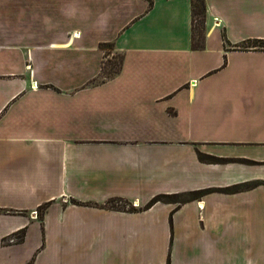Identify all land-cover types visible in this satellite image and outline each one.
Segmentation results:
<instances>
[{"label":"crops","instance_id":"crops-1","mask_svg":"<svg viewBox=\"0 0 264 264\" xmlns=\"http://www.w3.org/2000/svg\"><path fill=\"white\" fill-rule=\"evenodd\" d=\"M205 4L0 0V264H264V0Z\"/></svg>","mask_w":264,"mask_h":264},{"label":"trees","instance_id":"trees-1","mask_svg":"<svg viewBox=\"0 0 264 264\" xmlns=\"http://www.w3.org/2000/svg\"><path fill=\"white\" fill-rule=\"evenodd\" d=\"M191 12H192V22L194 24V20L198 17L201 20V23L204 26V21L206 17V4L205 0H191ZM204 27L202 29V34H203ZM256 44H253L252 46H244L242 49L247 50L249 49L248 47H253V49L257 50H264V40L256 41ZM121 57V56H120ZM121 62H122V57L120 59V62L112 66L110 69V72L106 74L105 76H112L113 74L117 73L120 70L121 67ZM198 158L200 161L203 162H211V163H220V162H227V161H243L239 159H227V158H219L215 156H210L206 154H202L198 152ZM264 185V182H262ZM253 183H245L242 185H235L230 188H223L220 189L221 191H237L241 188H248L252 186ZM204 193V191H196V192H189V193H181V194H157L153 196L143 207L142 209H147L151 207L153 204L156 202H168V203H175V202H184L187 200H192L195 199L199 196H201ZM116 200H121V199H116ZM126 201V200H125ZM113 208L116 206L111 205ZM46 205L40 206V210L45 209ZM120 208H126V207H120ZM129 210H136L135 207L129 206L127 207ZM41 217V215H40ZM22 232H24V229H21ZM28 264H32V262H29Z\"/></svg>","mask_w":264,"mask_h":264},{"label":"rangeland","instance_id":"rangeland-1","mask_svg":"<svg viewBox=\"0 0 264 264\" xmlns=\"http://www.w3.org/2000/svg\"><path fill=\"white\" fill-rule=\"evenodd\" d=\"M203 24L201 23V20L197 17L196 20H194V26H193V40H194V44H198L201 41V37H202V29H203ZM264 44V43H263ZM109 53H111V57L109 58L108 61H106V64L104 65V69H103V75H106L110 72V69L112 68V66H114L115 64L120 62V54L117 52H113L112 50H108ZM209 84L208 87H220L223 86L224 84L227 83H235L237 88L239 87L238 84L241 82H245V78L239 76L238 71L237 70H233V67H229L226 68L224 71H220L218 74L213 75L209 78ZM236 88V90H238ZM109 205H113L116 207H129L132 206V203L128 202V201H124V200H112ZM23 235L24 232H22L21 230L15 231L7 236H13L16 239H18V241L16 243H19L22 241L23 239ZM7 236H4V240H6ZM2 241V239L0 240ZM6 243V244H5ZM2 243V245H8L7 242ZM15 244V243H13Z\"/></svg>","mask_w":264,"mask_h":264},{"label":"built area","instance_id":"built-area-1","mask_svg":"<svg viewBox=\"0 0 264 264\" xmlns=\"http://www.w3.org/2000/svg\"><path fill=\"white\" fill-rule=\"evenodd\" d=\"M133 205V204H132ZM199 208H202V205L199 203V206H198ZM6 237V236H5ZM3 239H4V237L2 238V243H5V242H7V244H13V243H16L17 241H18V239H16L15 237H13V236H7V238H6V240H4L3 241ZM6 244V243H5Z\"/></svg>","mask_w":264,"mask_h":264}]
</instances>
